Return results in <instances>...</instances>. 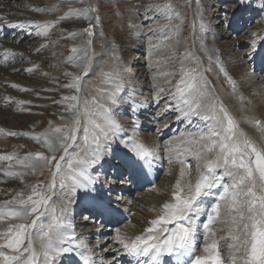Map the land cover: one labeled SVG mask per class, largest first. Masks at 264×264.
I'll list each match as a JSON object with an SVG mask.
<instances>
[{
  "label": "snow or ice",
  "instance_id": "6c2138e0",
  "mask_svg": "<svg viewBox=\"0 0 264 264\" xmlns=\"http://www.w3.org/2000/svg\"><path fill=\"white\" fill-rule=\"evenodd\" d=\"M80 2L84 3L85 0ZM248 2L250 3V0ZM196 3L199 4L200 0H196ZM238 3L244 5L246 0H238ZM171 7V4L154 6V8L165 9ZM259 7L264 12V0H259ZM33 10L42 11L39 8ZM91 11H98V9H70L57 20L44 22L45 26L42 29L38 22H29V26L38 29L36 35L47 36L51 27L73 16L90 20L88 28L80 30L79 33L73 31L67 37H62L74 39L78 34L85 33L88 36L86 47L82 49L73 47L71 49L73 56L66 61L81 69L80 75L65 73L73 76V82L66 84L65 87L75 89L77 93L82 90L81 82L90 70L89 49L95 36L94 29L99 24V16L92 18L94 23L91 21L89 17ZM235 14L233 12L231 15ZM228 15L229 13L225 12V19L222 21V26L226 28L231 27V22L227 19ZM166 18L172 19L170 16ZM0 21H3L2 17ZM3 22L11 27H25L24 23ZM201 27H204L202 16ZM176 32L178 35L179 28ZM252 35L260 36L261 34L253 33ZM170 38L167 34L163 36L164 40ZM261 45H264V37L258 41L253 40L248 45L252 49L249 56L255 55L257 48ZM41 47H47V45H41ZM161 47L163 45L151 46L149 54ZM40 50V48L35 49L37 52ZM5 55L14 56L16 53L5 50ZM78 57V62L74 63ZM188 57L193 58L198 65L201 63L194 53H186L185 59ZM112 58L120 61V57L115 52V45H113ZM209 59L211 60L212 57ZM216 63L219 72L224 75L226 82L235 93L236 82L218 59ZM33 70L26 69V71ZM124 70L126 69L101 73L102 82L113 86V90L107 93V99L112 104L120 103L116 93L124 91L126 82L122 76ZM210 71H212L211 68L204 69V72ZM163 75L169 77L175 73ZM152 79L155 80L157 77ZM164 83H171V81L165 79ZM12 87L18 86L12 85ZM20 90L28 91V89ZM133 94L134 90L130 92V95ZM167 95L169 99L164 100L162 88L157 93L155 99L157 106L162 100L165 104L160 115L166 116L169 111H175L178 113L176 120H186L189 124L192 123L190 117H198L208 122L207 132L197 129L195 132H189L186 137L180 139L179 143L173 144L171 140L165 142L163 151L169 153L168 162L177 159L182 165L181 179H178L174 185L171 201L161 206L160 214L149 221L150 226L144 229L143 234L129 241L117 230L114 242L121 245L128 256L137 258V264H237L238 261L242 264H264V151L258 149L239 128L238 122L223 102L215 96L214 89L211 88L203 72L186 68L182 62L180 80L174 85V90H169ZM63 100L69 101L65 111L70 113L69 116L61 115L60 119L65 121L63 126L50 127L44 133L27 131L8 133L13 137L23 135L37 143H42L51 155H45L42 152H35L24 157H19L16 153L0 154V161H15V165L19 166L18 170H13V165L9 163L6 167L0 168V172L6 177L23 181L25 175L35 172L37 168H49L52 178L44 191L39 190L42 185H25L26 188H31L30 195L23 198L21 190L11 201L0 204V221L9 222L6 232L0 233L8 237L5 243L0 244V264H40V257L43 258V264H53V262L62 264V256L75 257L78 264H96L91 255L92 250L88 249L86 242L78 239L74 231H67L73 224L68 218L69 206L77 202L87 203L96 215L85 218L103 226L104 218L117 213V208L114 207L110 198L113 189L111 186L105 189L108 196H104L101 191L104 184L109 180L113 184L145 181L153 166L152 162L162 159L156 150L146 147L136 139V133L139 131L136 119L133 120V134L121 136L124 129L113 118L112 110L105 108L104 105L96 104L95 97L91 101L84 102L83 110L76 103L79 100L78 95L64 97ZM125 102L132 105L133 112H138L144 106L131 99ZM89 103H92L99 111L93 112V109L88 107ZM81 116L84 117L83 124ZM159 118L158 116L157 120ZM252 123L259 126L264 133V124L261 121L253 120ZM168 127L169 125H164V128ZM80 130L83 131V143L77 144V133ZM156 131L159 133L162 130L157 128ZM240 137L245 138L241 140ZM112 143L121 144L123 151L120 154L118 168L114 167L113 174L109 176L104 171V167L105 161L110 160L113 155ZM193 145H195V151H193ZM70 149H72L71 152ZM57 152L63 153L59 159L56 156ZM213 152L214 158L209 159L208 154ZM188 157L196 161L195 168L198 175L194 183L191 180L182 183L186 174L185 168H190L187 163ZM255 173H258L259 185L256 183ZM224 177H228L231 183H223ZM257 187L260 189L259 195L255 191ZM57 189L60 195L53 199ZM210 197L211 200H209ZM122 198V194H117V201ZM56 200L64 203L58 208ZM222 209L229 213L226 219L221 218ZM46 214L48 222L44 223L42 218ZM29 218H32L30 224L27 223ZM217 223H227L229 226L228 236L232 242L228 245L230 251L226 257L222 256L219 250L220 241L209 240V233L215 235L216 229L212 226ZM34 236L39 240L41 253L35 251ZM201 238L204 241V255L198 254ZM25 239L28 244L27 247L22 248ZM4 248L11 249L16 254L8 255L2 251ZM80 249H87V252ZM163 257L170 259L165 262ZM99 259L103 261V257Z\"/></svg>",
  "mask_w": 264,
  "mask_h": 264
},
{
  "label": "rangeland",
  "instance_id": "374dc122",
  "mask_svg": "<svg viewBox=\"0 0 264 264\" xmlns=\"http://www.w3.org/2000/svg\"><path fill=\"white\" fill-rule=\"evenodd\" d=\"M6 1L5 3V0H0V8L5 6L8 7L9 11L18 10L20 12L28 11L30 8L42 9V11L32 10L33 12L30 13L31 15L29 14V21L34 20L38 22L41 29L45 26L44 22L55 21L58 17L69 12L70 9H82L80 0ZM84 3L85 8L98 9V11L89 12V17L92 13L95 15L94 17L99 16V24L97 25V29H94L95 36L91 48L89 49L91 60L94 63L92 65L98 68L97 71H95H100L101 73L102 71L113 72L117 69H126L122 71V76L126 81L124 84V91L116 94L120 103L117 105L115 104V107L111 109L113 118L124 129V132L120 135H131L134 127L133 120L136 119L139 124V131L136 133V137L142 138L146 146L156 150L162 158L159 162L158 160L152 162L153 169H159L158 173L153 177V181L111 185L109 182L112 181L109 180L104 184V186L110 184L113 186V191H115V194L112 191L110 198L113 201L114 207L117 208V213L111 217L117 219V217L120 216L119 223L124 222L129 225L135 223V216L139 209L145 210L143 213L146 215L155 212V217H152L154 215H148V218L146 220L143 219L141 222L142 224L140 223L138 227L139 232L137 234L140 235L144 232V229L147 228L150 219H155L160 214L161 206L165 202L171 201L172 191L178 180L180 168L182 167L177 159L168 162L167 157L169 153L163 151L165 142L171 140V143L176 144L180 142V139L186 137L189 132H195L197 129L207 132L208 129V122L195 116L190 117L192 123L189 124L186 120H176L178 113L175 111H169L166 116L160 115L165 107L164 100L169 99L167 93L169 90H174V85L180 80V67L182 62L186 68L203 72V75L210 82L211 88L214 89L215 96L223 102L230 114L238 122L239 128L246 134V137L261 150V144L257 141V134L262 131L259 126H255L251 121L259 120L264 124V45L259 46L255 55L252 56H249L252 49L248 45L251 44L253 40L258 41L264 37V12L260 10L259 0H250V3L246 0L244 5L238 3V0H200L199 4L196 3V0H89V2L85 0ZM27 4H29V6L25 8ZM164 4H171L172 7L167 9L154 8L156 5ZM225 12L229 13L227 19L231 22L230 28L222 26V21L225 19ZM233 12L236 13L234 16L231 15ZM166 16H170L172 19L169 20ZM201 16L203 17V28L201 27ZM23 18L26 17L23 16ZM22 20V17H19L15 19V21L13 20V23H25V21ZM89 23L90 22L86 19L73 16L51 27L47 36L36 35L35 33L38 29L28 25V33L34 34L35 36L29 40L33 51L23 53L18 50L19 52L17 51L14 56L5 55V53L1 54L0 59H2L0 62H2L1 64L3 65V67L1 65V68L11 67L10 65L12 63L25 68V64H27L28 61L31 62L29 68L34 69L27 74L29 76L28 79L31 78L30 75L32 74L30 73L32 72L35 73L36 77H39V82L37 81L39 84L33 85L27 84L26 82L12 83L15 81H10L8 92L10 95L13 93L11 96L13 104H9L8 106L12 107L11 114H23L29 117L34 114L33 112L35 110H31L27 107L28 105L25 107L18 106L20 101H25L27 104L32 102L37 108L49 110L51 112L50 114L53 116L56 113L61 117L60 115L63 114L59 111H64V109L62 107L60 108V103L62 105L64 102H69L63 100L64 97L71 95H78V97H80L84 95L85 92L82 86V90L79 93H77L75 89L65 87L66 84L73 82V76L66 75L65 73H72L74 75L81 74V71L77 72L75 69H71V63L66 61L73 55L71 49L74 45L79 46L81 49L86 47L88 36L85 33L83 35L78 34L74 39L62 37H67L69 33L73 31L79 33L80 30L88 28ZM177 28H179L178 35L176 32ZM23 29L24 28H21V30L15 32L14 35L22 39H27L26 34L28 33L23 32ZM253 33H260L261 35L254 36L252 35ZM164 34L169 35L171 38L164 40ZM149 37L151 39H149ZM177 40L179 41L178 43ZM41 45H47V47H41ZM113 45H115V52L120 57V61H116L112 58ZM153 45H163V47L149 54V48ZM37 48L41 50L39 52L35 51ZM186 53H194L195 57L198 58L201 63L198 65L191 57L185 59ZM209 57H212V59L210 60ZM103 59L112 62L110 63L112 68H105V65L101 64ZM217 59L223 64L229 75L236 82L237 87L235 93L226 82L224 75L219 72L216 63ZM131 68L133 71L132 73L130 72ZM136 68L139 69L138 72L136 70L134 71ZM206 68H211L212 71L204 72ZM164 73H175V75L165 77L163 75ZM152 77H157V79L153 80ZM85 79L89 80L91 77L85 76L83 80ZM165 79H169L171 83H164ZM197 79H199V77H197ZM100 82L106 86H112L109 83H103L102 78H100ZM11 84L18 87H12ZM90 85L91 84L87 83L85 88H88ZM154 85H159V87H154ZM161 88L164 89V100L157 106L155 99ZM20 89H28V91H22ZM132 90H134V94L130 95ZM110 91L108 90V93ZM237 94H239V96ZM29 96L32 99H27ZM128 99L135 100L144 106L141 107L138 112H133L131 110L132 105L125 102ZM153 104H156V107L155 105L153 106ZM8 106L3 108H7ZM144 107H147V110L143 111L142 108ZM59 108L60 110H58ZM105 108H108V106H105ZM38 114L39 113H37V115ZM158 116L160 117L159 120H157ZM31 120L35 121L36 119L33 117ZM43 121L44 120H41L42 124L40 123L38 126L39 129L45 127L46 124ZM29 122L30 120L28 122H21L19 129L23 131V128H29ZM166 124L169 125V131L164 128ZM28 125L29 127H27ZM145 125L151 127L150 131L147 130ZM157 128H160L162 131L158 133L156 131ZM0 130H3L0 131L1 134L6 133L5 135L7 137L9 136L5 129L0 127ZM80 131L81 132L77 133V140H81L82 138V130ZM137 134L139 136H137ZM181 134H183V136H181ZM177 136H180L179 140L176 141L172 139ZM19 138L18 141H22V145L16 142L17 145L15 147L12 146L14 142L11 141V139H6V142L4 140L2 142V147H0V154H8L10 151L19 147L23 155L28 151L32 154L35 152H42L45 155H51L45 151L44 146L40 143L30 138L27 139L21 135ZM244 138L245 137H240L241 140ZM120 145L119 143H112L111 145L113 155L110 160L105 161L106 164L104 167V171L108 174L111 173V167H108V165L115 161L117 151L120 152L118 154H121L123 151V149H121L123 146L119 147ZM192 148L193 151H195V145H193ZM61 154L63 153L59 152L56 154L57 159H59ZM212 157H214V155H212ZM252 159H254V157H252ZM187 163L190 165V168H185L187 172L185 182L191 180L194 183L198 175L195 168L196 161L188 157ZM113 166L115 167V165ZM29 175L30 177L25 181L26 183L24 181L21 182V185L25 188L23 191V198L31 194V188H26L25 185H42L39 190L44 191L52 178L49 168H37L35 172L29 173ZM254 175L256 177V183L259 185V181L257 180L258 173ZM164 178L167 184L161 186V181ZM157 185L160 187H157ZM57 191H59V189H57ZM255 191H257L258 195L260 194L259 187H257ZM102 193L103 195L105 194L104 191H102ZM106 193L108 194L107 191ZM12 194L13 192L8 189L3 190L0 188V202L6 198L11 201L17 193L13 196ZM117 194H122L123 196L119 201L116 200ZM127 198H129V200H127ZM153 199H155V201H152ZM150 207H154L155 209H146ZM82 212L83 215L81 214V216H78L81 220H76L75 222V228H77L79 234L84 232L79 231L80 224L86 219L85 217L89 216V210H87V208L83 209ZM84 212H86V214H84ZM31 219L32 218H29L27 223L30 224ZM92 223L91 220L86 222L88 225L86 228L91 227L90 230L94 229L93 224L96 223ZM115 223L117 224L118 222ZM105 226L107 227V224L103 225L101 228L102 230L104 229L103 231L106 230ZM8 227L9 224L7 226H2L0 228V233H5ZM118 228L119 227H117V229ZM213 228L215 229L214 226ZM223 228L217 230L218 239L216 240L220 241L219 250L222 256L226 257L230 251L228 245L232 241L228 236L227 229L225 227ZM83 229L84 228H82V230ZM115 235L116 231H113V233L110 231L107 238H113ZM81 236L83 237L82 234ZM7 238V236L0 235V244L5 243ZM129 239L131 240L132 238ZM97 242L99 244L102 241L98 240ZM202 243L203 239L201 238L199 241L200 248L198 253L201 255L203 253L201 252L203 249L201 247ZM27 244L28 241L25 239L21 247L25 248ZM98 244L96 247H98L97 249L99 251L103 246L100 247ZM108 244L104 249H107L110 253L108 257H105V260H108L107 264H112L115 260V257H113L114 254L116 256L117 253H122L124 250L122 249L113 254L111 252L121 248V245L115 242H108ZM2 251L8 255L16 254L13 253L11 249L7 248L2 249ZM110 260H112V262H110ZM96 263L102 264L103 262L97 261ZM237 264L242 263L240 261V263Z\"/></svg>",
  "mask_w": 264,
  "mask_h": 264
},
{
  "label": "bare ground",
  "instance_id": "6f19581e",
  "mask_svg": "<svg viewBox=\"0 0 264 264\" xmlns=\"http://www.w3.org/2000/svg\"><path fill=\"white\" fill-rule=\"evenodd\" d=\"M87 1L89 2V0H87ZM6 2L7 1L5 0V3ZM29 4H27L25 6V8L28 7ZM81 8L82 9L85 8V3H82V7ZM32 10L33 9L30 8V9H28V11L26 10L24 12H20L18 10L9 11L8 10V7L2 6L0 8V17L3 18V21H7V22H10V23H13V20L15 21V19H18L19 17H22V19H23L22 21H25V23H24L25 24V27L23 29V32L28 33V31H29V27H28L29 24L28 23L30 22L29 21L30 20V15H31L30 13L33 12ZM22 15L25 16L26 18H23ZM94 16L95 15H93V13H92V15H90V19H91V21L93 23L95 22L94 19H92V18H94ZM3 21H0V57H1V54L5 53V50H8L9 52H12V53H16L18 50L21 51V52H23V53L24 52L25 53L26 52H32L33 51V48L30 45L29 40H31L32 37H35L34 34L33 35L32 34H29V33L26 34L27 35L26 36L27 39H25V38L22 39L21 37H17L16 35H14V33L15 32H18V30H21V28L20 27H11V26H8V24L7 23H4ZM87 21L90 22V20H87ZM95 28L97 29V26ZM19 33H20V31H19ZM34 44H36V43H34ZM73 47L79 48V46H77V45H74ZM78 60H79V57L77 58V61H74V63L75 62H78ZM1 63L2 62H0V127L1 128L5 129L8 133L9 132H17V133H20V132H25V131H27V132H35V133H44L50 127H53L54 128V127H57L59 125L65 124V121H62L60 119V117H59L58 114L52 113V114H54V116H53V115L50 114L51 112L49 110H47L45 108L44 109L43 108H37L36 105H33L32 102H29V104H27L24 101L25 103H19L18 104V106H22V107H25V106L28 105L27 107H29L31 110H35L33 112L34 114H32V115L29 114L30 117L29 116H26V115H23V114H21V115L11 114L12 107L11 106L10 107L8 106L9 104L10 105L13 104V102L11 100V96H12L13 93H11V95H10V93L8 92V90L10 88V86L8 88V85H10V81H15V82H12V83H16V82L25 83L26 82L27 84L33 85V84H39L38 83L39 82V80H38L39 77H36L35 73L32 72V73H30V74H32V75H30L31 78L28 79L29 76L27 74L29 72H31V71H26V69H30L29 68V64L31 62H28L27 61V64H25V62H24V64L26 65L25 68H22L20 66H17L15 63H12L10 65L11 67L1 68V65H2ZM110 63H112V62H110L109 60H104L103 59V61H101V64H104L105 65V68L106 67L107 68H112ZM92 64H94V63L91 60V62H90L89 75H87L88 77H91V79H89V80L85 79V80H83L81 82V86L83 87V91L85 93H84V95H82V96L79 97V100L76 103H78L79 107L83 110V108H84V102L85 101H91V99L93 97H95L96 104H101V105H104V106H108V108L113 109L115 107V104H112V102L109 99H107L108 90L109 91L110 90L112 91L113 90V86L109 87V86H106V85H104V84H102L100 82V78H101V73L102 72L101 73H100V71L99 72H96L98 68H95ZM136 66H137V64H136ZM2 67H3V65H2ZM70 68L71 69H75L77 72H80L81 71L80 68L74 67L72 63H71V67ZM135 70L138 72L139 69L136 68V69H134V71ZM95 72H96V74H95ZM130 72L131 73L133 72L132 71V68L130 69ZM87 83H89L91 85L88 88H85V86H87ZM11 85H13V84H11ZM98 89H101V90H104L105 89V90L104 91H97ZM237 95L239 96V94H237ZM27 99H32V98L29 96ZM241 102H242V100H241ZM68 104H69V102L68 103L67 102H64V103H62V105L60 103V108L62 107L64 109V111H59V112L61 114H63L64 116H69L70 115V113H68V112L65 111L66 108H67V106H68ZM154 105L156 107V104H153V106ZM6 106H8V107L7 108H3V107H6ZM88 107L89 108H92L93 109V112L99 111V109L98 108H95L92 103H89L88 104ZM60 108L58 110H60ZM149 109H151V108H149ZM142 110L143 111L144 110H147V107L142 108ZM37 113H39V114L37 115ZM33 117L36 119L35 121H32L31 120ZM80 119H81V123L83 124L84 123V117L81 116ZM29 120H30V122H29L30 127H29V125L27 126L29 128H26V129L23 128V131H22V129H19V127H20L19 125H20L21 122H28ZM41 120H44L43 122H45V124H46L43 129H39L38 128V126L40 125V123L42 124ZM179 124H180V122H179ZM149 125L148 126L145 125L147 127V130L148 131H150V128H151ZM166 130L169 131V128H166ZM79 132H81V131H79ZM254 132H256V131H254ZM5 134L6 133H4V134H1L0 133V147H2V142L4 140L6 142V139H11V141L14 142V144L12 145L14 147L17 144H19V145L21 144L22 145V141L21 142L18 141L20 139L19 138L20 135L15 136V137L9 135L7 137ZM81 135H82V138H83V131H82ZM21 136H23V135H21ZM137 136H139V135L137 134ZM257 136H258L257 137V141H258L259 144H261V150L264 151V133L259 132L257 134ZM25 138L28 139V137H25ZM82 138H81V140H77V144H82L83 143V139ZM177 138L178 139H175L176 141L179 140L180 136L179 137L177 136ZM42 139H43V137H42ZM136 139H138L139 142L143 143L146 146V144L142 140V138L136 137ZM16 142H17V144H16ZM40 144L42 145V143H40ZM121 146L122 145H120L119 147H121ZM146 147H148V146H146ZM44 148H45V151L49 153L48 149L46 147H44ZM121 149H123V148H121ZM70 152H71V149H70ZM12 153H16L19 157H24L25 155L32 154L29 151L25 155L21 154V150H20L19 147H17L16 149L10 151L8 154H12ZM58 153L59 152H57L56 154H58ZM118 153H120V152L117 151V154L115 155V161L116 162L114 161V162H112V163H110L108 165V167H111V173L108 174L109 176L113 174V168H114L113 165H115V167L118 168L119 158H120V154H118ZM212 155H214V154L213 153L212 154H208V158L209 159L214 158V157H212ZM158 162H159V160H158ZM9 163H11L13 165V170H18L19 169V166H16L15 165V161H12V162L0 161V168L6 167ZM105 164H106V162H105ZM157 164H159V163H157ZM201 167H203V165H201ZM158 170H159L158 168L157 169H153V167H152L149 170V173L150 174H149L147 180L141 181V182H150V181H153V177L158 173ZM180 172H181V170H180ZM185 173L187 174L186 171H185ZM186 174H185V176L182 179V183H186L185 182ZM28 177H30L29 174L25 175L23 177V181L25 182L28 179ZM178 179H181L180 173H179ZM257 180L259 181V178ZM23 181H21V179H18V178L6 177V176H4L2 174V172H0V188H2L3 190L4 189H6V190L8 189V190L12 191L13 192L12 196L15 193H17L18 191H21V190L24 191L25 190V188H23V186L21 185V182H23ZM109 183H111V185H113L112 182H109ZM223 183H231V180L228 177H224ZM259 183H260V181H259ZM164 184H167L165 178L161 181V184L160 185L163 186ZM111 185L108 184V185H106V186H104L102 188V191H104V193H105L104 196H108V194L106 193V190L105 189H107ZM112 187L113 186H111V188ZM157 187H160V186L157 185ZM156 191H158V190H156ZM113 193L115 194V191H113ZM59 195H60V192L57 191L55 193V195L53 196V199H56V196H59ZM158 195H160V194H158ZM211 199L212 198L210 197L209 200H211ZM127 200H129V198H127ZM5 201H10V199H7V198L4 199L3 201L0 202V204H3V202H5ZM152 201H155V199H153ZM62 203H64V202H62L60 200H56V206L58 208L62 205ZM69 208H70V212H69L68 218L72 220L73 224H72V228L67 229V231L68 232L74 231L75 236L78 239H83L86 242V244L88 245V249H91L92 250L91 255L93 256V258L95 259L96 262L97 261H101L99 258L103 257V261H102L103 263L102 264H107V261L108 260H105V257H108L109 256L108 254L110 253L109 251H107V249H104V247L107 246L108 242H111V243L113 242L114 243V237L113 238H107V236L109 235V232L110 231H111V233H113V231H117L118 230L120 232V234H121L122 237H124L126 239H129V238L134 239L137 236L138 232H139L138 227H139L140 223L142 222V220L143 219L146 220L148 218L147 217L148 215H154V213H155L154 212L153 214L150 213V214L146 215V214L143 213L145 210L143 211V210H141V209L138 208L139 210L137 209L138 212L136 213V216H135L136 218L134 220L135 223H132L131 225L125 224L124 222L119 223L120 222L119 221V218H121L120 216H118L117 219H115L114 217H112V218L111 217H106V218H104V222H103V223H108L107 224V229L105 231H103L104 229L103 230L101 229V226H99L97 224H93V223L92 224L94 226V229H91L90 230L91 227L90 228H86V226H88L86 224V222H89L91 219H84L83 222H82V224L79 223L80 224V226H79L80 227V230L79 231H81V232L84 231L83 232L84 234L81 233L83 235V237H82L81 234L78 233L77 228H75V222H76V220H81V218H78V216H81V214L83 215V212L82 211L85 208H87V210H89V213H88L89 216L88 217L95 216L96 213L93 212L92 209L89 207V205L87 203H85V202H77V203H75L73 205H70ZM146 209L154 210L155 208L154 207H150V208H146ZM84 214H86V212H84ZM228 215H229V213L226 210H224V209L221 210V218L222 219H226L228 217ZM152 217H155V215L152 216ZM42 220H43L44 223H47L48 222L47 214L45 215V217L42 218ZM151 220L152 219H150V221ZM115 222H118V223L116 224ZM8 224H9L8 221H0V228L2 226H7ZM147 225H148L147 227L150 226L149 225V222H148ZM108 226L109 227L111 226V228H108ZM213 226L216 229L215 235H212L211 233H209V240H216V239H218L217 238L218 237V234H217V230L218 229H221V228L225 227L227 229V233L229 231V226H228L227 223H217V224H214ZM117 227H119V228L117 229ZM82 228H84V229L82 230ZM87 229H89V230H87ZM97 229H100V231H97ZM98 240H100L102 242H100L98 244V242H97ZM33 242H34L35 251L37 253H41L42 252V248H41V245L39 243L38 238H36L34 236L33 237ZM97 244L100 247L103 246L102 248H100L101 250H99V251L97 249L98 247H96ZM203 244H204V241H203V243L201 245L202 248H203ZM112 245H114V244H112ZM111 248H113V247H111ZM122 249L123 248L121 246V248H119L118 250L113 251L111 253L114 254V252L121 251ZM80 251L87 252V249H80ZM201 252H203V249H202ZM25 255L27 256V253H25ZM202 255H204V253H202ZM113 257H115V260H114V262L112 264H137V258L128 256L124 251L122 253H120V252L117 253L116 256L114 254ZM169 259L170 258H167L166 260H169ZM61 262H62V264H78V261L76 260V258L75 257H71V256H62L61 257ZM110 262H112V260H110ZM237 263H240V261H238ZM40 264H43V258L42 257H40ZM53 264H55V262H53Z\"/></svg>",
  "mask_w": 264,
  "mask_h": 264
}]
</instances>
